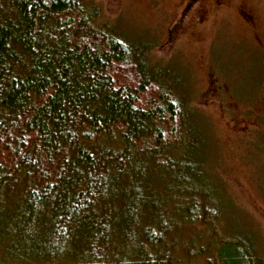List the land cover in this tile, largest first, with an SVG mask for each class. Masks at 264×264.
<instances>
[{"label":"trees","instance_id":"16d2710c","mask_svg":"<svg viewBox=\"0 0 264 264\" xmlns=\"http://www.w3.org/2000/svg\"><path fill=\"white\" fill-rule=\"evenodd\" d=\"M96 14L83 0H0V186L26 183L5 257L179 264L173 220L206 225L218 213L198 189H181L172 219L164 208V219L147 221L157 206L140 173L149 164L168 172L195 139L196 122L163 81L167 70L149 63V45L99 27ZM200 164L177 166L197 178ZM133 166L141 181L124 189ZM213 237L208 264H260L253 245L219 246Z\"/></svg>","mask_w":264,"mask_h":264},{"label":"rangeland","instance_id":"374dc122","mask_svg":"<svg viewBox=\"0 0 264 264\" xmlns=\"http://www.w3.org/2000/svg\"><path fill=\"white\" fill-rule=\"evenodd\" d=\"M83 1L96 8L99 27L107 24L129 41L147 43L149 63L167 70L163 81L193 111L188 110V120L196 122L197 135L174 166L164 174L154 164L142 166L140 176L147 178L148 197L157 206L147 221L164 219V208L172 219L181 207V189L196 188L218 217L178 228L169 222L178 231L171 233L176 240L171 251L179 264H208L213 235L219 246L231 241L253 245L264 264V0ZM199 163L197 178L177 166ZM134 166L122 182L124 189L138 183ZM25 185L20 177L0 186V264H38L5 257L13 240L7 228L22 206ZM195 199L204 204L201 196Z\"/></svg>","mask_w":264,"mask_h":264}]
</instances>
